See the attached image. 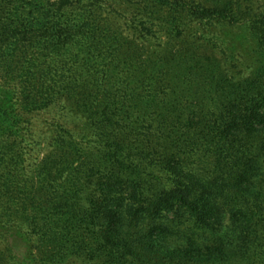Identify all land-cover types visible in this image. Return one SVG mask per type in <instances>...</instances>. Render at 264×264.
Instances as JSON below:
<instances>
[{
	"label": "trees",
	"instance_id": "1",
	"mask_svg": "<svg viewBox=\"0 0 264 264\" xmlns=\"http://www.w3.org/2000/svg\"><path fill=\"white\" fill-rule=\"evenodd\" d=\"M83 1L0 0L2 84L25 82L30 112L75 98L102 144L93 164H77L78 147L55 135L62 162L42 163L32 205L0 207V264H264V14L250 19L259 78L217 98L181 92L173 78L169 91L139 101L142 110L133 101L130 115L111 78L117 50L103 45L102 67L92 63L101 43L79 17ZM151 1L199 21L240 19L238 0ZM3 97L16 106L14 91ZM4 113L0 129L12 124ZM15 220L24 222L23 259L10 245Z\"/></svg>",
	"mask_w": 264,
	"mask_h": 264
},
{
	"label": "rangeland",
	"instance_id": "2",
	"mask_svg": "<svg viewBox=\"0 0 264 264\" xmlns=\"http://www.w3.org/2000/svg\"><path fill=\"white\" fill-rule=\"evenodd\" d=\"M193 1L207 8L217 3ZM96 2L84 0L79 17L95 30L96 45L101 43L97 51L90 53L94 66L102 67L103 61L97 57L105 53V47L110 45L117 50L110 67L113 83L127 95L122 114L132 113L133 101L150 99L155 89L157 93L169 91L173 78L179 91L189 89L197 94L194 97L217 98L223 96L224 87L242 86L260 76V57L251 35L250 19L264 14V0H238L240 19L236 24L225 20L199 21L176 8L159 9L151 0ZM103 45L106 46L102 48ZM182 69L184 74H180ZM187 84L189 87L185 88ZM199 84L201 88L197 89ZM26 85L19 80L9 85L0 81V116L5 111L13 124H3L0 129V207L10 212L32 205L33 189L44 183L40 169L43 162H62L57 158L56 134H67L78 147L77 164H93L102 146L93 119L75 98L63 96L47 109L30 112L27 105L33 97L24 94ZM213 87H217L216 92ZM9 91L18 98L12 108L3 97ZM142 107L139 102L137 109ZM209 109L207 105L204 112L210 113ZM19 150L24 155L23 168L18 171L15 159ZM23 223L13 221L11 226L16 232L10 235V245L20 259L27 257L21 243L25 235ZM223 225H228L227 215ZM28 262L36 264L31 259Z\"/></svg>",
	"mask_w": 264,
	"mask_h": 264
}]
</instances>
